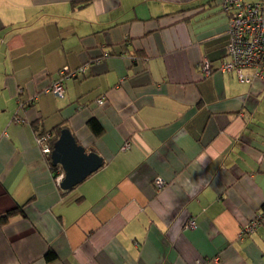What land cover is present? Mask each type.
Segmentation results:
<instances>
[{
	"label": "crops",
	"instance_id": "0c3cea01",
	"mask_svg": "<svg viewBox=\"0 0 264 264\" xmlns=\"http://www.w3.org/2000/svg\"><path fill=\"white\" fill-rule=\"evenodd\" d=\"M222 1L0 0V264H264V80L218 70ZM59 122L103 158L70 190Z\"/></svg>",
	"mask_w": 264,
	"mask_h": 264
},
{
	"label": "built area",
	"instance_id": "2783aa9c",
	"mask_svg": "<svg viewBox=\"0 0 264 264\" xmlns=\"http://www.w3.org/2000/svg\"><path fill=\"white\" fill-rule=\"evenodd\" d=\"M223 9L229 13L227 32L229 40L226 52L220 60L218 70L233 72L241 82L253 79L264 80V0L248 2L244 0H223ZM199 75L207 76L212 72L211 62L203 58L198 63ZM82 71V68L71 70L68 66L58 71V77L50 83L44 92H52L56 96L64 91V78L73 76ZM99 103L102 99L98 100ZM48 134L38 137L42 141L43 151H49L46 144ZM129 143L125 142L122 149H127ZM157 188L164 182L161 178L155 180ZM195 220L190 219L186 226L193 227ZM264 224V214L254 216L242 229L245 233H253L257 226Z\"/></svg>",
	"mask_w": 264,
	"mask_h": 264
},
{
	"label": "water",
	"instance_id": "95a60500",
	"mask_svg": "<svg viewBox=\"0 0 264 264\" xmlns=\"http://www.w3.org/2000/svg\"><path fill=\"white\" fill-rule=\"evenodd\" d=\"M51 165L61 168L58 186L70 190L103 163V158L94 149L87 151L76 141L68 127H63L54 140L50 152Z\"/></svg>",
	"mask_w": 264,
	"mask_h": 264
},
{
	"label": "trees",
	"instance_id": "16d2710c",
	"mask_svg": "<svg viewBox=\"0 0 264 264\" xmlns=\"http://www.w3.org/2000/svg\"><path fill=\"white\" fill-rule=\"evenodd\" d=\"M244 1H247V0H244ZM257 1H259V0L248 1V2H252V3H254V2H257ZM223 11H224V10H223ZM224 12H226V11H224ZM228 15H229V13H227V17H228ZM218 66H219V65H218ZM218 66H217V68H218ZM211 68H212V71H213V68L215 69V67H213L212 64H211ZM75 70H77V69H75ZM78 73H79V72H78ZM75 75H77V74H75ZM75 75H74V76H75ZM86 124H87L88 128L91 130V132H93V134H94L95 136H99V135L102 133V131H103V127H102L100 121H99L97 118H95V117H90V118H88L87 121H86ZM63 127H67V125L65 124V122H61V123L59 122V123H57L56 125L52 126L49 130L41 131L40 134H42V133H44V134H48V138H47V140H49L50 143H51V142L53 143L54 140H55V139L57 138V136L59 135L60 130H61ZM86 150H87V149H86ZM50 168L53 170L54 173H56L57 175H59L58 173H59L61 170H60V167H59L58 165H55V166H54V165H51ZM14 212H15L14 210H8L5 214L0 215V223H4V222H6V220L8 219V217H9L10 215H12ZM50 254H52V252H51V251H47V253H46V258H47V259H52V258L49 257ZM52 256H53V254H52Z\"/></svg>",
	"mask_w": 264,
	"mask_h": 264
},
{
	"label": "rangeland",
	"instance_id": "374dc122",
	"mask_svg": "<svg viewBox=\"0 0 264 264\" xmlns=\"http://www.w3.org/2000/svg\"><path fill=\"white\" fill-rule=\"evenodd\" d=\"M223 10H224V9H223ZM224 11H225V10H224ZM226 13H227V12H226ZM228 40H229V39H228ZM98 100H99V99H98ZM98 103H99V102H98ZM42 135H45V134H44V133H42V134L38 133V134H37V140H38V137H40V136H42ZM45 142H46V144H47L48 147H49V151L46 152V153L43 151L42 141H41V142L38 141V144H39V147H40L41 152H42L46 157H48V159L50 160V152H51V150H52V145H53V143H52V142L50 143V141L47 140V139H46ZM58 176L61 177L62 175L59 174ZM59 177H57V178H59ZM58 182H59V180H58ZM162 186H163V185H162ZM162 186H161V187H162ZM161 187H160V188H161Z\"/></svg>",
	"mask_w": 264,
	"mask_h": 264
}]
</instances>
